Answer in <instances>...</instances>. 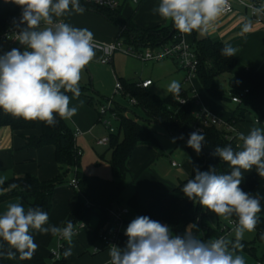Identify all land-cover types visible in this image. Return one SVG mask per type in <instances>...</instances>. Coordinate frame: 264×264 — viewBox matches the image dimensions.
Returning a JSON list of instances; mask_svg holds the SVG:
<instances>
[{
  "label": "clouds",
  "instance_id": "obj_1",
  "mask_svg": "<svg viewBox=\"0 0 264 264\" xmlns=\"http://www.w3.org/2000/svg\"><path fill=\"white\" fill-rule=\"evenodd\" d=\"M21 9L13 19L16 41L23 46L0 54V110L25 121H39L55 126L57 116L70 119L77 107H70L73 97L81 95L82 72L93 60L98 47L92 31L65 22L62 17L71 12H83L79 0H4ZM229 7V0H159L152 11L165 21H171L180 33L207 32L209 26ZM249 7H252L249 5ZM254 12L264 11L253 8ZM245 25L244 31H247ZM237 49L225 44L221 54L236 56ZM167 91L179 102L181 84L173 80ZM259 123V121H258ZM183 136L179 137L182 139ZM239 150L231 145L216 147L213 155L226 162L231 171L217 174L195 169L194 177L182 187L184 195L225 220L237 218L235 239L224 236L203 240L186 230L183 236L173 234L170 227L148 216H137L127 226L125 247L109 246L108 264H246L237 254L243 249L245 232H253L259 222L261 203L241 187L243 173L255 168L264 177V128L252 127L238 134ZM177 138H173L175 142ZM205 136L200 131L190 133L187 145L197 154L202 151ZM5 178L0 177V185ZM17 185H9L10 189ZM33 232L51 234L65 240L69 247L64 258L72 255L74 224L63 227L49 225V215L40 207L25 208L11 203L0 214V241L8 245V258L31 259L38 245ZM5 253L0 252V255Z\"/></svg>",
  "mask_w": 264,
  "mask_h": 264
},
{
  "label": "trees",
  "instance_id": "obj_2",
  "mask_svg": "<svg viewBox=\"0 0 264 264\" xmlns=\"http://www.w3.org/2000/svg\"><path fill=\"white\" fill-rule=\"evenodd\" d=\"M80 7L95 11L102 15L112 24L123 28L118 34V38H123L130 45L138 47H161L175 43L180 40V32L176 30L173 23L168 26L157 25L149 28L138 26L133 16L126 17L122 14V5L116 9H109L85 0H79ZM21 9L14 3H5L0 0V34L11 29H16L13 19L19 18ZM225 43L215 41L210 36L205 35L195 38L191 44L198 58L196 77L200 81L206 92L216 100L224 101L228 97L222 92L217 77L221 74L232 73L237 66L236 56L227 57L221 54ZM237 76L248 84V92L242 93L233 91L232 95H239L241 103L232 111V115L223 124L210 123L205 126L202 118L196 116L199 107L196 103L193 87H181L180 98H185V104L179 103L171 93L165 97H159L151 92L147 87H140L136 82L120 79L124 91L138 101V105L143 108L144 118L138 116L125 115L118 108L119 126L115 132H110L109 162L113 173V181L118 185L119 191L126 186L127 178L130 175L128 161L138 144H150L161 149V142L158 132L150 125L162 127L168 133L182 140L189 139L190 133L198 131L196 126H204L200 131L205 136V143L202 151L197 154L188 150L192 159V173L180 180L177 186L157 199L153 200L152 206L144 214L153 220L168 225L173 234L183 236L186 230L191 231L198 238L203 240L216 239L229 233L232 229L223 230L219 226V232L213 231L205 222L208 216H216L207 209L202 208L199 203L189 200L182 192L183 185L188 179L194 177L195 169L208 171L214 168L217 174H227L231 171L230 166L222 161L218 156L213 155L216 147L231 145L233 149L239 147L238 136L234 137V132L228 130V125L240 124L248 112H254L259 116L261 122L264 121V72L252 67H244ZM81 94L84 90L80 88ZM69 96L71 93H67ZM55 126H46L41 123V132L36 134L34 130L38 126V121L29 122L20 118H15L10 114L0 110V125L9 126L14 131L24 132L27 139L26 146L41 148L52 145L55 147V158L58 163L57 174L48 179L40 180L36 175L25 174L14 176L10 181L0 185V204L14 197H21L29 207H40L50 216L55 190L66 183L71 182L70 173L74 171V177L78 181L73 199L76 204L69 213L67 221L73 224L83 222L87 225L94 216L99 217L100 228L109 219V209L91 199L89 195V176L80 169V156L78 147L75 144V131L69 126L66 119L57 116ZM15 184L16 188L10 189L9 185ZM74 187V186H73ZM241 187L244 191L253 196H258L261 203V212L258 213L259 222L255 228L257 239L264 240V177H259L256 170L243 175ZM218 217V216H216ZM231 219L237 220L235 216ZM203 231V235H201ZM127 236H122L120 243L124 246ZM64 245L61 248V257L53 261L48 260L37 249L31 259H20L17 253L15 258H8V245L0 241V264H67L63 256ZM51 256V255H50Z\"/></svg>",
  "mask_w": 264,
  "mask_h": 264
},
{
  "label": "crops",
  "instance_id": "obj_3",
  "mask_svg": "<svg viewBox=\"0 0 264 264\" xmlns=\"http://www.w3.org/2000/svg\"><path fill=\"white\" fill-rule=\"evenodd\" d=\"M120 1L122 14L126 17L133 16L135 23L142 28L157 25L168 26L172 23L171 21H165L157 14H153L152 10L158 6L159 0H140L136 10H132L130 7L125 11L124 5L127 0ZM261 2L262 6H264V0H261ZM132 3L134 2L132 1ZM235 7L236 13L222 14L209 26L207 32L193 31L191 34H184L183 36L188 44H192L196 37L201 38L208 35L215 41H222L237 49L236 58L238 63L235 70L232 73L221 74L217 77V82L222 92L228 98L224 101L214 99L206 92L197 77L188 80L186 71L184 75H181L177 79L181 87L186 82L188 86L183 88L193 87L194 95L197 97L199 105L223 123L227 122L238 104L231 100L233 91L244 92L248 88V84L240 79L237 73L244 67H252L264 72V22L259 23L253 20L247 9L236 2ZM62 19L72 26L88 28L90 31H94L95 29L91 28L88 22H93V25H95L94 21L100 22V26L105 30L101 29L103 32L98 35V39L104 43L115 41L120 32L119 26L112 24L99 13L87 9H83V12L79 13L71 12L62 17ZM71 19H77L78 23L75 25ZM245 25H247V31H244ZM99 51L102 52L101 50ZM115 54L111 61L112 66ZM172 60L176 62L174 59ZM117 78L120 80L119 77ZM123 79L139 83L151 78L138 81H134L133 78ZM153 85L154 82L152 81V84L147 88L150 90V87ZM83 90L84 94H81L79 98L70 96V107H77L78 111L73 117L66 119L74 131L77 129L81 131L75 138L76 146L82 151L80 169L85 175L89 176V195L91 199L107 209L123 206L129 208L130 212L127 215L128 225L137 216H144L152 206L153 200L167 192H171L180 180L192 173L191 155L184 159L180 157V160H178L180 162L176 160L169 162L166 157L167 151L163 149L162 145V148L158 149L150 144H138L128 161V167L131 172L127 178L126 186L122 191H119L118 185L113 181V173L109 162V144L104 145L99 143L100 139L109 136L106 133V130H109L108 125L101 120L98 112V107L103 105L104 102L98 98H94L93 93L89 89ZM110 118L112 116L108 114L106 119L111 123ZM256 118H259L256 113L248 112L245 119L240 124H236L237 133L243 132L247 134L252 127L264 128V125L255 122ZM34 132L36 134L41 132V125L39 123ZM166 132L172 140L175 138L167 130ZM23 133L14 131L9 126L0 125V177L5 178V183L10 181L14 176L25 174L36 175L40 180H48L54 177L58 171L55 147L52 145L41 148L27 147V139ZM175 142V153L179 147L181 148L183 144H187L186 141L178 138ZM241 143L240 141L239 144ZM234 150H239V147ZM174 161L180 165L174 166L172 164ZM253 170L255 168L249 172H244L243 175ZM74 171L73 174H75ZM74 194L75 187L70 183L63 184L55 190L53 206L49 216V225L59 227L65 225L69 213L76 204L73 199ZM11 203H21L27 209V203L23 198L14 197L0 204V214H3ZM92 218L95 220L93 226L89 222L74 235L72 249L75 248L79 256L75 264H108L110 260L109 249L98 237L99 217L94 216ZM32 234L38 245L37 249L45 258H49L51 249L55 248H50L48 251L47 247L56 237L50 233L40 234L33 232ZM64 245L67 248L69 247L65 240ZM119 246L125 247L123 244ZM96 247L99 249L98 251L94 250ZM88 250L93 255H86ZM66 260L67 264L71 263V256L66 258Z\"/></svg>",
  "mask_w": 264,
  "mask_h": 264
},
{
  "label": "rangeland",
  "instance_id": "obj_4",
  "mask_svg": "<svg viewBox=\"0 0 264 264\" xmlns=\"http://www.w3.org/2000/svg\"><path fill=\"white\" fill-rule=\"evenodd\" d=\"M124 6V11L130 7L132 8V10H136L139 4H134L131 0H127ZM71 21L75 25L78 23L77 19H71ZM88 23L90 24L91 28L95 29L94 31L91 30L94 34L95 41L101 42L100 39H98V35H100V33L102 34L103 32L101 30L103 29V27L100 26V22L98 23L94 21L95 25L92 24L93 22ZM120 30H123V28L120 27ZM121 40L124 45H130L128 44V42L124 41L123 38H121ZM131 46L137 48L136 45ZM102 56V52L96 50L95 57L82 72L80 88L89 89V91L93 93L94 98L100 99L102 102H104L103 104L105 105H108L109 99H112L114 102V106L122 111L123 114H130L134 117L138 116L141 119L145 117L143 108L139 105H132L130 103L129 97L124 96L122 95V93L116 91V83L118 79L117 77H119L120 79L133 78L134 81L151 78V80L154 82V85L150 87V91L157 94L159 97H165L169 94V92L167 91V87L170 82L173 80L177 81V79L181 75L185 74V70H183V68H180L178 63L176 64V62H174L171 58H167L162 61L144 60L136 55L120 50L116 51L114 64L112 66L111 63L103 64L101 62ZM185 86H188L187 82L186 84H183V87ZM70 96L72 97V95ZM110 120L113 126H115L116 128L119 126L118 119L112 117L110 118ZM39 125H41L40 122ZM262 125H264V121ZM150 126L159 133L161 145L163 149L167 151L166 157L169 162L171 160L180 162L178 161L180 160V157L184 159L190 156L187 144H183V146L181 148L179 147L178 151L175 153L176 142H173V140L167 134L166 130L162 127L159 128L154 125ZM106 133L110 135L109 130H106ZM239 142L240 140L238 141V143ZM192 152L195 151L192 149ZM73 175V172H71L69 178L71 179ZM94 221V218H92V220L90 221L91 226H93ZM205 222L213 231L219 232V226H222L226 222V220L221 217L208 216L205 219ZM233 229L229 233H227L225 237L234 241L235 236ZM200 233L201 235H203V231H201ZM241 242L243 244V249L237 250V254H240L244 257L246 264H264V240L257 239L255 230L253 232H245L244 238ZM59 245L60 242L57 236L54 241H52V243L48 245L47 250L49 251L50 248L58 249ZM119 247L123 248L121 246ZM86 255H93V253L88 250ZM48 257L49 258L47 259L53 261V258L50 256V254ZM78 258V252L75 248H73L71 263L69 264H75Z\"/></svg>",
  "mask_w": 264,
  "mask_h": 264
},
{
  "label": "built area",
  "instance_id": "obj_5",
  "mask_svg": "<svg viewBox=\"0 0 264 264\" xmlns=\"http://www.w3.org/2000/svg\"><path fill=\"white\" fill-rule=\"evenodd\" d=\"M88 2L95 3L97 5L107 7L109 9H116L121 5L120 0H85ZM135 4H138L140 0H132ZM235 2L241 5L242 7L246 8L250 17L259 22H264V11L260 12H254L253 8H261L262 2L261 0H229V7L225 10L223 13L224 15L227 14H233L236 13V7ZM251 5L252 7H249ZM17 29H11L6 32H3L0 34V54H3L4 52H7L11 50L12 48H20L21 51H23V46L19 44L18 41H16V33ZM184 34H180V40L167 44L161 47H142V48H134L133 46H126L122 42L120 38H117L115 41L110 43H104V42H98L96 41L98 47L97 49L101 50L103 52V56L101 58V62L103 64L111 63L113 55L116 51H125L126 53H131L133 55L138 56L141 59L144 60H152V61H161L166 58L174 59L178 65L183 68L187 72V79L192 80L194 77H196L197 72V66H198V58L195 50L191 46V44H188L184 39ZM125 49V50H124ZM152 84V80H144L139 83H137L140 87H149V85ZM116 91L122 93V95L129 97L130 103L132 105H138V101L135 97L130 96L129 94H126L123 88V85L119 79H117L116 83ZM248 89H246L242 93H247ZM196 97V96H195ZM185 102L182 104H185L187 100L185 98H181ZM231 100L236 103H241L242 98L239 95H232ZM196 103L198 104V111H196V116L199 118H202V121L205 126L209 125L210 123L215 124H223L221 120H219L217 117L211 115L208 113L203 107L199 105L198 99L196 97ZM99 114L101 117V120L108 125V128L110 132H115L116 129L113 127L108 119H106V116L110 114L113 118L118 119L119 113L116 110V107L114 106V102L112 99H109L108 105H101L99 107ZM259 124H262L261 120L259 118L255 119V122ZM226 123V122H225ZM204 127V126H203ZM202 126H196L195 129L198 131L203 130ZM228 130L234 132V137L238 136L239 133H237L236 125H228ZM80 129H77L75 131V137L80 133ZM109 136L104 137L99 140V143L101 144H108L109 143ZM78 149V154H81L82 151ZM174 166L180 165L177 162L172 163ZM71 185L75 188L78 187V181L76 178H72ZM130 210L127 207H117V208H111L109 209V219L99 228L98 230V237L100 241L109 249L110 245H120L121 237L126 236L125 231L127 228V215L129 214ZM237 220L231 219L226 220L225 224L223 225V230H229L233 229L236 226ZM84 226L83 222H77L74 224L75 232L77 233L82 227ZM227 234V233H226ZM225 234V235H226ZM224 235V237H225ZM60 245L58 249H51L50 255L55 259H59L62 255L61 248L64 246V240L58 237ZM95 251H98L99 249L96 247L94 249Z\"/></svg>",
  "mask_w": 264,
  "mask_h": 264
}]
</instances>
